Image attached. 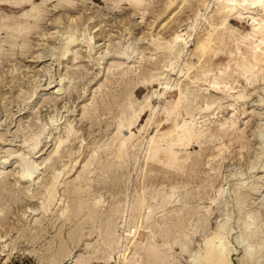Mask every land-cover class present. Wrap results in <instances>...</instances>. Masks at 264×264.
Returning a JSON list of instances; mask_svg holds the SVG:
<instances>
[{"label":"rangeland","instance_id":"obj_1","mask_svg":"<svg viewBox=\"0 0 264 264\" xmlns=\"http://www.w3.org/2000/svg\"><path fill=\"white\" fill-rule=\"evenodd\" d=\"M40 1L41 0H38L37 3ZM73 1L76 7L75 11L68 14L71 20L67 19L64 15L65 21L63 20V24L58 25L57 28L54 29V21L60 14L49 15L42 22L41 27L30 35L27 47L20 48L15 46L14 49L10 48L6 41H2L6 38L5 34H0V209L2 208V211H0V237H2L0 238V264H48L47 262H41L39 257H43V255L47 257L52 251L51 249L49 250L51 247L57 250L61 245L60 241H67L70 238L69 234L76 231V225L79 224L76 219L63 221V218L59 217L58 209L62 207L63 202L65 203L67 201V196H64L65 189L74 180V182H77L76 177L83 171V165L90 157V154H92V148L109 141L115 133L116 121L119 115L118 111H120L122 104L125 102V98L123 97L118 99L120 90H122L124 86L131 89L134 105L137 106L145 96V100L148 99L147 97L153 90V86H162L160 85L162 82L160 83V80L155 76H152L144 84H141V86L138 84L140 79L137 80V75L141 73V70L148 71L152 69L151 71L153 72H161L163 70L161 69L162 62L157 65V68H160L153 69L154 64L152 60L148 58V55H145L144 58H136V60H138H135L134 64L130 65L133 66V68L128 71L124 70L125 73L122 72L121 74V69L119 71V68H117L115 71L114 65L117 63L115 60L117 58H114L115 56L113 57L115 54L114 51L126 47L129 53L137 48L144 49L146 48L148 39H150V36L147 35L148 32L153 31L155 34L161 30V33L164 35H169L177 24L180 25L179 30H182V32L193 24V31L190 37L191 41H189L188 48L184 53L185 56H183L184 58H188L190 52L197 50L194 48L197 38L210 29L206 21L210 18V11H208V9L210 10L213 5V1L210 0L211 3L209 2V6L205 11L203 6H197L198 1L185 0L184 3L186 5L189 4L187 6L190 7L185 5L182 11L177 9L172 13L171 9L167 10L168 13L166 12L163 15L166 20L167 18L170 20V17H173V15H175V19L171 21L166 28L162 29V27L160 28V26H158L156 21L153 22L154 25L152 24V26L148 24L153 21V10L159 9L161 3H164L163 0H146V3L148 2V8L144 10L146 13L134 9L129 2L115 4L113 0ZM175 1L179 2L181 0ZM56 2H58V0H49L47 7L50 9L52 5L57 4ZM197 8H201V12L205 11L202 15L203 18L202 16L197 18L200 23L197 20L193 21L192 18V10L196 11ZM0 13L17 15L16 12L12 13L5 9H0ZM91 16L93 18L90 20L89 18ZM94 25H96L97 28H93ZM196 25L198 26L196 27ZM59 29L68 32H70V29L73 30L74 33L76 32L78 40L75 42L78 45L76 44L73 47L81 51V56L71 59L67 54L64 56L59 55V47L61 46L60 44H62L61 33L51 34L52 31H57ZM82 29H86V33L91 32L90 36L94 37L92 41H96L95 48L90 54L87 52L86 43L81 40ZM41 35H45V37ZM106 50H109L112 54L109 52L111 54L109 55ZM50 52L55 53L51 58L49 55ZM102 52L103 54L106 52L107 55L102 57ZM144 53L149 54L150 51L145 49ZM68 54H70V52H68ZM156 54L153 55V59L159 55V53ZM37 55L43 57L37 59ZM34 57H36V59ZM132 61L133 60L129 63H133ZM194 61H196V58H194ZM179 67L180 66H176L174 71L169 70L167 75H170L171 79L175 78L176 80L178 78L177 73ZM183 77L184 76H180V78ZM237 79L238 80L234 81L235 83L233 82V85L236 87L233 88L232 91L240 86H244L245 88L238 91L241 95L237 102V104L239 103V106L237 105L238 109L237 111L235 110L237 117L234 130L236 133H243L247 146L243 148H240L237 144L231 146V150L226 152L225 158H219L218 156L217 159L215 157L213 159L214 161L212 160V165L215 167L213 170H210L207 164H201L198 170L192 173L193 177L189 178L188 181L185 179V176H183L185 173L184 171L176 172L175 169H171L170 172H166L161 168H156L148 175L150 179L146 177L143 183V186L145 185L150 191L159 188L168 189L167 187H169V184L166 180L169 179L173 185L177 184L179 186L176 194L178 197L187 193L185 198L187 199L188 207L186 206V208L190 211L198 207L197 213L202 214L205 213L204 207L209 206V208H211L209 220L206 222L207 226L198 229L193 235L191 241V248L193 250L199 247L200 241L208 230H214L220 221L226 220L230 228V232L226 234V239L228 246L232 250L230 258L234 264H240L237 258L241 256L244 246L237 242L236 237L241 233L243 218H245V216L248 217L246 214L252 212V210L257 215L254 213V219L251 217L253 220H250V217L247 219L252 222L254 221L255 224L252 223V225H258L261 232L260 236H258V238L256 237L257 240L246 239L245 245L250 247V243L253 245L257 241L264 240V167L262 169L264 162V77L262 81L261 77H258L257 80L251 82L252 85L251 83L245 82L242 76ZM48 82H50V85ZM18 84L21 85V92L16 89L18 88L16 87ZM161 89L163 92L165 89L168 90L164 92L165 95L160 97V99L154 95H149L151 106L154 108L156 106L158 107L157 113L162 112L165 108L167 109L169 106L167 103L171 100L169 95L172 93V88L161 87ZM192 89H195L194 91L197 94L195 102L200 103L203 98L212 96L221 97V99H223V104H225L226 102L224 99L228 98L225 97L226 92H222L224 90H215L210 86L208 87L206 84H202V82H195ZM246 93H248V99L244 98ZM261 97L262 100H260ZM107 99H116V103L110 102L111 104L109 103V106L106 105L103 110H94L95 112H92L91 118H88V114L85 115L82 113L85 105L91 108L97 107L102 100ZM119 100L122 102H118ZM142 102L144 103V100ZM216 110L218 112L213 117H210L214 122L212 120L209 122L207 121V126L208 129L213 126L216 130V132L214 131L215 134H219L217 137H223V132H228L230 127L226 125L218 129V121L222 120L223 116H229L231 111L234 110L222 107ZM243 110H245V112ZM51 118L55 120L51 121ZM189 121H192V119L186 118L184 122ZM68 123H71L73 129L60 154L62 156L67 149L73 150V162L77 160V163L75 168L69 173V176H67V174L63 175L64 179L61 183L65 181L67 186L63 183L58 185L57 203L51 207L49 212L42 213L40 209H38L37 193L40 191L43 184H40V181L37 182V178L30 182L15 183L20 169V160L17 155L26 153L29 143L27 137L33 132H38L39 129L44 126L43 133L40 134L41 141L37 147L33 149L34 152L31 150L28 154H31V161H33V159H35L37 163L43 161L41 164L42 171L41 169L38 171L40 172L39 175L42 177V182H46L54 168H56V170H61L64 168V164H70V159L67 156H62V158L58 159L56 162L52 159L48 160L55 149L56 140L66 135V130L68 128H66V126H68ZM185 124L191 125L190 122ZM223 128H225L224 131ZM218 130L221 133L217 132ZM153 133H155L154 126L149 129L147 134H151L150 136H152ZM236 133H234L233 136ZM145 135L143 134V136ZM140 138V131H134L128 137L126 145L123 147L127 146V144H137ZM210 144H212V142ZM188 148V150H184L182 153H189L188 155L192 156L196 155V153H200L199 146L195 148L190 146ZM143 150H138L135 157H132L131 150V156L129 155L126 157L127 161L123 164L119 162L121 161L119 157L120 149L117 150L114 157L112 155L110 156V154H108L107 157L104 152L99 150L101 159L106 157L108 159L105 162L101 161V163L106 164L111 159V162H113L112 167L106 172L107 174L100 173L97 169L91 171L89 175L86 173L87 179L85 178V182L87 180V183H89L91 187L84 192L85 194L83 193V195L90 197L95 194H101L103 196L102 204L96 210L99 217L96 218V220L90 219L87 221L83 229L84 236L81 239L74 243L69 241L68 249L71 256L70 258L66 257L63 259L61 263L66 261L65 264H74L77 259L89 256L91 251L97 247L98 243V247L101 245L99 233L100 218L102 219L115 204H128L133 197L139 194H136V191L142 192L141 188L143 186L141 180L143 179L141 178H143V176L140 171L142 172L141 168L144 164V162H142L145 154ZM95 163L96 162L93 164L95 165ZM94 165L92 166L94 167ZM95 166L98 165L96 164ZM93 167L90 166V168ZM66 171L65 169V172ZM237 174L243 176L241 178L245 183L244 189H247L245 190L247 193V198H245V200H247H244L245 202L235 200L236 196H234L233 189L236 182L240 180V176H237ZM85 182L81 180L82 187H86ZM30 183L32 184L31 186L29 185ZM255 184L259 187H257V189H250L253 185L255 186ZM26 187L30 188V194L37 195V197L29 198L30 194H24V192H26ZM221 187L224 191L222 197H219L215 203H211L210 198L214 197L217 190ZM10 188H12L11 191ZM16 188L18 190H16ZM69 198L70 200L72 199L71 196ZM176 209L177 207H172L155 211V217L151 222L160 223L162 221V216H167L166 218L170 216V218H175L176 221H179V217L178 219L176 218L177 214L175 216L172 214ZM84 211V217L82 214L79 216L81 220L82 218L85 219V216L86 218L88 216V212H86V210ZM163 211L165 213H163ZM170 211H172V213H170ZM184 217L189 218L190 216L188 213H185ZM189 220H191V218H189ZM118 222L117 220V223ZM128 228H130L129 225ZM189 228L192 230V227ZM124 229H127V226H125ZM120 231L119 233L122 235V231ZM188 232L191 231L188 229ZM33 233L38 236L35 240H31L27 236L29 234L33 235ZM123 235L124 238L122 243L124 246L125 234L123 233ZM157 240L160 242L159 236ZM48 245L51 246L49 247ZM121 249L123 248L121 247ZM173 252L172 255L175 256L176 259L173 264H188V254H180L178 248H175ZM118 258L119 254H114L113 263L111 264H119ZM259 258L260 261L257 260L256 263L249 262V264H264V255ZM88 264L105 263L93 258Z\"/></svg>","mask_w":264,"mask_h":264},{"label":"bare ground","instance_id":"obj_2","mask_svg":"<svg viewBox=\"0 0 264 264\" xmlns=\"http://www.w3.org/2000/svg\"><path fill=\"white\" fill-rule=\"evenodd\" d=\"M37 1L38 0H0V9L17 13L16 16L8 13H0V34H5L6 38L2 41H6L10 48L14 49L15 46L20 48L27 47L28 38L32 33H35L36 30L41 27L45 18L49 15H55L58 13L60 15L57 19H55V21L53 20L55 24L54 29H56L58 25L63 24V20L65 21L64 15L67 19L71 18L68 14L75 11L76 7L73 0H58V2H56L57 4L52 5L50 9L47 7L49 0H41L39 3H37ZM163 1L164 3H161L159 9L157 8V10H153V21L148 24L149 26H152L153 22L156 21L160 28H166V26L175 19V15H173V17H170V20H168V18V21L166 20L163 15L167 12V10L171 9V13L177 9L182 11L186 5L184 3L185 0H181L179 2H176L175 0ZM196 1H198L197 6H203L205 11L207 10L210 0ZM212 1L213 5L210 10L208 9V11H210V18L207 21L205 20L210 26V29L197 38L194 47L197 50L192 49L194 51L188 54V58H184L183 56H185V50H187L189 41H191L190 37L193 31V24L190 25L184 32L179 30L180 25L177 24L169 35H164L161 33V30L155 34L153 31L148 32L147 35L150 36V39H148L146 48L144 49L137 48L133 52L129 53L126 47L118 51H114L116 55L114 54L113 57L115 56L114 58H117L115 59L117 63L114 65L115 71L119 68V71L121 69V74L124 70L128 71L133 68V66L130 65L134 64L136 58H144L145 55H148V58L152 60L154 64L153 69L160 68H157V65L162 62L161 69L163 70L161 72L156 71V73L155 71H151L152 69L148 71L141 70V73L137 75V80L140 79V82H138V84H140L139 86L148 81L152 76H155L158 80H160V83L162 82L160 85L162 86H153L154 88L150 93L159 99L165 95L164 92L168 90L165 89L163 92V88L161 89V87L169 89L172 88V93L169 95L171 100L167 103L169 106L167 109H163L162 112L157 113L158 107L156 106L154 108L151 106V102L149 100L150 94L148 95L147 100H145L146 96L143 98L144 103L142 102L143 100H141V103L135 106L131 89L124 86L125 82L123 83L124 88H121L122 90L119 92L118 99L123 97L125 98V102L122 104L120 111H118L119 115L116 121L115 133L109 141L92 148V154H90V157L84 163L83 171H80L81 173L76 177L77 182H74V180L71 184L69 183L70 185L68 186L65 181L62 182L67 186L66 189L64 188V196H67V201L65 203L63 202L62 207H59L60 209H58V214L59 217L63 218V221H71L72 219L78 220L77 222H79V224H77L78 226L76 225V231H74V229L72 230L74 232L70 234L68 233L70 238L67 241H60L61 245L57 250L52 247L49 248V250L51 249L52 251L50 254L48 253L49 255L47 257L44 255L43 257H39L41 262H47L48 264H65L66 261L62 263L61 261L66 257L70 258L71 256L68 249L69 241L74 243L81 239L84 236L83 229L87 221L90 219L96 220V218L99 217L96 210L102 204L103 196L101 194H95L91 197L83 195V193L91 187L90 184L87 183V180L85 182V178L87 176L85 174L88 173L89 175V173L94 171V169H97L100 173L107 174L106 172L110 170L113 162H111V159L106 164L101 163V161H107L108 154L114 157V154H116L117 150L120 149L119 157L122 162H119L120 164H123L126 163V157L130 155L131 150L132 157H135L138 150L144 149L143 152H145V154L143 157L144 160L142 161L144 164L142 165L143 167L141 166L142 172L140 171L143 176V178H141L143 179L141 180L143 186L145 178L147 177V179H150L148 175L156 168H161L166 172H170L171 169H175L176 172L184 171L185 173L183 176H185V179L188 181L189 178L193 177L192 173L195 170H198L201 164H207V167H209L210 170H213L215 167L212 165V160L215 157L217 159L218 156L219 158H225L226 152L231 150V146L235 144L239 145L240 148L247 146L243 133H239L238 131V133H236L234 130L237 117L235 110L237 111L238 109L237 105L239 106V103L237 104V102L239 101V96L241 95L238 91L245 87L240 86L234 91H232V89L236 87L233 85L235 83L234 81L238 80L237 78L240 76H242L245 79V82L248 83L257 80L258 77H261L262 81V78L264 77V0ZM113 2L115 4L129 2L134 9L139 11L141 10L142 13H144V10L148 8V2L146 3V0H113ZM205 11L201 12V8H197L196 11L192 10L193 21L197 20L199 16H202ZM92 18L93 17L91 16L89 19L91 20ZM197 26L198 25H196V27ZM95 27L96 25L93 26V28ZM69 31L70 32L61 31L59 29L57 31H52L51 34L61 33L60 36H62V44H60L61 46L59 47V55L64 56L67 54L71 57V59H74L81 56V51L73 47L77 44L75 41L78 40L76 32L74 33L73 30L70 29ZM81 32V40L86 43L87 52L90 54V52L95 48L96 41H92L94 37L90 36L91 32L86 33V29H82ZM41 36L45 37V35ZM145 49H148L150 53L145 54ZM68 52H70V54H68ZM109 52L110 51L108 50L107 53ZM107 53L105 52V54H103L102 52V57H104V55L106 56ZM110 53L112 54V52ZM110 53L109 55H111ZM156 53H159V55L153 59V55ZM49 55L51 58L55 55V53L50 52ZM36 57L39 59L43 56L37 55ZM36 57L34 58L36 59ZM194 58H196V61H194ZM131 60H133V63H129ZM176 66L180 67L178 68L179 71L177 70L178 73L175 72L178 74V78L175 80V78L171 79L170 75L167 74L169 70L174 71ZM180 76L184 77L180 78ZM50 82H48L49 85ZM195 82H202V84H206L208 87L210 86L215 90H224L222 92H226L225 97H228L227 99H224L226 103L223 104V99H221V97L212 96L203 98L200 103L195 102L197 94L194 90L196 88L194 90L192 89ZM16 87H18L16 89L21 92V85L18 84ZM245 95L246 96H244V98L248 99V93ZM108 100L109 99L102 100L100 105H96L97 107L93 108L85 105L82 113L85 115L88 114V118H91L92 112H95L94 110H103L106 105L109 106L108 104L110 102L116 103V99ZM260 100H262V97ZM118 102L122 101L119 100ZM221 107L234 111H231L229 116H223L222 120L218 121V129L229 125L230 130L227 132L224 131L225 128H223L224 136L217 137L219 134H215L216 130L213 126L208 129L207 121H211L212 119L210 117H213L218 112L216 109H221ZM243 111L245 112V110ZM186 118L192 119V121H189L191 125L185 124L189 123L184 122ZM54 120L55 119L51 118V121ZM212 121L214 122V120ZM152 126L155 127V133L150 136L151 134L148 135L147 133ZM43 127L44 126H42L36 133L32 131L33 133L27 137L29 143L26 153L17 155L20 160V169L15 183L30 182L37 178L36 181H40L39 183L43 184L40 191L37 193L38 197L37 195L29 193V187L32 185V182L29 184V187H26V192H24V194H30L29 198L37 197L39 205L38 209H40L42 213H47L58 201L57 190L58 185L62 184L61 181L64 179L63 175L67 174V176H69V173L75 168L77 160H74L73 162L74 152L73 150L67 149L62 156H67L70 159V164H64V168L61 170H56V168H54L49 178L43 183L42 177L39 175L40 172L38 171L42 168L41 164L43 161L41 163L35 162V159L31 161V154H28L31 150L33 151V149H35L41 141L40 134L43 133ZM66 128V135L61 138L59 137L56 140L55 149L48 160L52 159L56 162L58 159L62 158L60 154L61 150L64 148L66 141L69 138V134L73 129L71 123H68ZM134 131H140L141 138L138 143L127 144V146L123 147L126 145L128 137ZM217 132H219V130ZM234 133L236 134L233 136ZM143 134L146 135L143 136ZM211 142L212 144H210ZM190 146L194 148L199 146L200 153H196V155L193 156L188 155L189 153L187 154L185 152L184 153L186 155L183 154L182 152L184 150H188V147ZM99 150L104 152L107 157L104 158L102 156L104 159H101V155L99 156ZM94 162H96L95 165L97 164L98 166H95L93 164ZM92 165H94V167ZM90 166L93 168H90ZM263 167L264 162L262 169ZM65 169L67 170L66 172ZM237 176L240 175L237 174ZM241 177L243 176H240V180L236 182L233 189L235 194L234 196H236L235 200L240 202L247 198V193L245 191L247 189H244L245 183ZM81 180L82 182L84 180L86 187H82ZM166 181L169 184V187H167L168 189L159 188L157 190L153 189L150 191L144 185L141 188L142 192L136 191V194H139L133 197L128 204L121 205L117 203L112 206L106 215L103 214V218H100L99 220L101 245L98 247V243L97 247L91 251L89 256L80 259L76 258L78 261L75 259L76 262L74 264H88L93 258L98 261L100 260L105 264H111L113 263L114 254L116 253L119 254V264H173L174 260H176L175 256L172 255L175 248L179 249L180 254H188V264H234L230 258L232 250L228 246L226 239L227 232H230V228L226 223V220L220 221L214 230H208L209 232L207 231L200 241V245L198 244V248H194V250L191 248L193 235L198 231V229L205 228L207 226L206 222L209 220L211 208H209V206L204 207L205 213L202 214L197 213L198 207H196L193 211H190L186 208L187 199L185 197L187 193L178 197L176 194L179 186L177 184L173 185L169 179ZM257 187L259 186L255 184V186L253 185L250 189H257ZM12 188H10V191ZM16 190L18 189L16 188ZM223 192L222 187L218 189L216 195L210 198L211 203H215L219 197H222ZM70 196L72 198L71 200L69 198ZM172 207H177L174 213H172V211H170V213L174 214V216L177 214L176 218L178 219L179 217V221H176L175 218H170V216L168 218H166L167 216H162V221L160 223L151 222V220L155 217V211ZM1 209L0 211H2ZM84 210L88 212V216L87 218L85 216V219L82 218L81 220L79 216L80 214L83 215V212L85 213ZM164 211L163 213H165ZM185 213L189 214V218H191V220H189V218H185L187 215L184 217ZM254 213L255 212L252 210V212L247 213L246 215L250 217V220H253ZM248 217L245 216V218H243V224H241L242 228L240 227L241 233L236 237L237 242L244 245L241 256H238L237 258V261L240 264H249V262L256 263L257 260L260 261L259 257L264 255V240L257 241L255 243L252 241L254 244L252 245L250 243V247L245 245V242L248 239L258 238L261 232L260 227L258 225H252V223H255L254 221H249L247 219ZM251 217H253V219H251ZM117 220L119 221L118 223ZM128 225L130 228H128ZM125 226H127L128 230L124 229ZM189 227H192V230H190ZM188 229L191 232H188ZM120 230L122 231V235L119 233ZM123 233L125 234L124 246L122 243L124 238ZM36 235L33 233V235L29 234L27 236L29 239L35 240L38 237ZM158 236L160 237V242L157 240ZM121 247L123 249H121Z\"/></svg>","mask_w":264,"mask_h":264}]
</instances>
